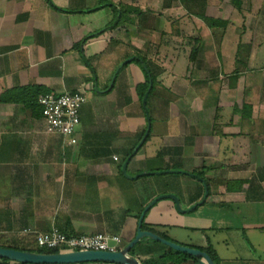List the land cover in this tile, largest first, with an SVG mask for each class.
Wrapping results in <instances>:
<instances>
[{
	"label": "crops",
	"instance_id": "0c3cea01",
	"mask_svg": "<svg viewBox=\"0 0 264 264\" xmlns=\"http://www.w3.org/2000/svg\"><path fill=\"white\" fill-rule=\"evenodd\" d=\"M195 2L189 11L185 0H0V173L11 179L0 183V233L58 225L68 234H117L128 243L142 209L157 195H177L183 209L203 197L202 181L191 173L206 183L205 201L183 213L173 200L161 199L145 213V230L202 251L208 247L217 264H264V0ZM200 14L218 25L207 26ZM157 15L193 37L191 52L178 51L169 67L159 64L164 71L135 51L147 53L151 38L136 36L133 28L152 32L144 18ZM124 46L130 54L121 53ZM137 55L159 89L151 92L149 136L127 168L132 174L184 171L159 184L151 175L121 172L146 130L139 100L145 72L131 60L112 82L111 74ZM32 87L85 96L91 91L92 101L86 96L80 110L76 144L48 133L42 116L19 99L22 88ZM98 104L109 114L92 122L100 117ZM129 106L133 127L122 123ZM169 248L141 240L129 255L140 263L203 264Z\"/></svg>",
	"mask_w": 264,
	"mask_h": 264
},
{
	"label": "water",
	"instance_id": "95a60500",
	"mask_svg": "<svg viewBox=\"0 0 264 264\" xmlns=\"http://www.w3.org/2000/svg\"><path fill=\"white\" fill-rule=\"evenodd\" d=\"M132 59L133 57H128L121 64H119V66L116 68L112 76V81L115 79L116 74L118 73L119 69L123 65L130 62ZM143 67L149 76L148 89H150L152 86L151 77L148 73L147 67L145 65H143ZM147 97H148V91L144 93V96L142 99L143 110H144V113L146 114L147 122H148L147 129L145 133L143 134L139 143L135 146L132 152L123 161L122 166H121V172L126 177H130V178H137L142 175L163 174V173H172V172H182L183 173L184 171H181V170H161V171H154V172L144 171V172L135 174L132 177L127 174V164L130 158L136 153L139 147L143 144L150 130V118L148 115V110H147V105H146ZM188 174L196 176L202 181V184L204 186L203 197L199 201L194 203L193 205L189 206L188 208L183 209L181 208L180 201L177 195L173 193H163V194L157 195L150 202H148V204H146L145 207L142 209L139 215L138 221H137V230H136V234L134 238L131 239L123 248H121L120 250L116 252L84 250V251H72V252L41 253L37 251L20 250V249L7 248V247L0 246V258H6L8 260L21 262V263H29V264H72V263H79V262H95V261L109 262V263H116V264H141L137 258L129 255L130 249L141 240L152 239L155 241H159L176 251L187 253L191 256L203 259L202 261L203 264H215L206 252L198 248L181 245L174 241L165 239L150 230L141 229V223H142L145 213L156 202H158L161 199L169 198L173 200L177 210L183 213L194 210L197 206H199L205 201L208 195V189H207L206 183L199 176L191 174V173H188Z\"/></svg>",
	"mask_w": 264,
	"mask_h": 264
},
{
	"label": "built area",
	"instance_id": "2783aa9c",
	"mask_svg": "<svg viewBox=\"0 0 264 264\" xmlns=\"http://www.w3.org/2000/svg\"><path fill=\"white\" fill-rule=\"evenodd\" d=\"M37 102L41 108L46 131L76 144L80 110L86 102L84 92H47L39 95ZM113 159L117 160V157L113 156ZM22 233L32 237L35 248L58 249L59 252L84 250L116 252L124 247L121 236L117 234L102 232L88 235L68 234L58 225H52L47 231L24 228Z\"/></svg>",
	"mask_w": 264,
	"mask_h": 264
},
{
	"label": "rangeland",
	"instance_id": "374dc122",
	"mask_svg": "<svg viewBox=\"0 0 264 264\" xmlns=\"http://www.w3.org/2000/svg\"><path fill=\"white\" fill-rule=\"evenodd\" d=\"M142 20H143V18H141V21ZM147 20H149L148 24H150V26H148L146 29H151L152 32H145V31H143V28H140V27L139 28L134 27L133 29L136 32L135 33L136 36H138L139 34H140L139 36H144L143 33H146L147 35L148 34L150 35L151 39H150L149 43H150L151 46L146 51L148 54L145 53L144 49L141 48V47L139 49H135V51L137 53L146 55L145 56L146 59L150 63H152V65H154L156 67L157 71L159 69L160 70L163 69V67H162L163 65L160 66L159 64L167 63V66L169 67L171 64H173V61H174L175 57L177 58L179 53L181 54L183 51H186L187 53L191 52V39L193 38L192 35H188V34H186V32L182 33L176 27L174 21L171 22V18L170 17L169 18L167 17V21H168L167 26L165 25L166 21H164V19L159 17L158 15L156 17H146V18H144V21H147ZM165 26H166V29H165ZM132 49H133V46H130V51H132ZM124 50L128 51L126 46H124L123 48L120 47L121 53H124L123 52ZM178 51H179V53H178ZM129 54H130V52H129ZM129 56H132V55H129ZM133 61L137 62L136 60H133ZM117 67H118V65L114 68V70H113V72L111 74V82H112V76H113V74H114V72H115ZM163 71H164V69H163ZM155 85H157V86H155ZM154 86H155L153 88L154 91H156V90L158 91L159 87H158V83L157 82H154ZM148 87H149V83H148ZM147 90H148V88H147ZM154 91L147 98V110H148V115H149V118H150V126H151L152 122H154V119H155L154 113H153L152 108H151L152 107L151 101H152V97L154 95ZM85 93L87 94L86 96L88 97V101L91 102L92 101L91 96H90L91 95V91H86ZM143 96L142 97L139 96L140 102H142ZM163 100H164V96H162L161 102H163ZM104 108H105V106H103V105H99V104L97 105L96 114L100 115V117L99 116L95 117V118L93 117L91 119L92 122H95L96 120L97 121L103 120V118L101 116H103L104 114H109V112L106 109H104ZM132 111H133V109L131 110V106H129L127 108V110H126V114L124 115V118H125L124 122L122 121V118H121L122 123L129 125V127H133V125L136 124V122L133 121L134 120L133 118H135L136 116L134 115V113ZM162 115H163V117H165L164 115H166V114H164V112H163ZM144 118H145L144 120H145V124H146V129H147L148 122H147L146 114H145ZM111 119L112 120H116L118 118L115 117V114H113ZM105 120H107V119H105ZM129 127L127 129L121 128L122 130L120 131V134H119L120 138H122V139L125 138V136L127 135L126 132L129 129ZM108 138H109V136H105V140H108ZM173 170H179V169L174 168ZM127 174L129 176H134L135 175V174H132L130 168H127ZM173 174H175V173H165V175L164 174H156V175H151V176L154 178L153 180H157V184H159V183H161L160 182V178L161 177H164L167 180H171L173 178ZM122 180H124V179L122 178ZM133 180L131 179V182H135V180H139V178L138 179H133ZM9 181H11L10 177H8L7 175H4V174L1 175V173H0V183H8ZM136 184H139V183H136ZM123 186H127V185H123ZM158 186L159 185H157V187ZM124 188L125 189L129 188L128 192H130V193L134 190L133 188L131 189V187H128V186L124 187ZM2 195H4V194H2ZM2 195L0 196V198L2 197ZM24 228H27V227H24ZM24 228L23 227L22 228L19 227V228L13 230L12 232H2V233H0V243H5V244L6 243H10L12 245L14 244V245H17V246H20V247H27V248L35 249V245H33V243H32L33 242L32 241V237L22 233V230ZM1 229H3V227ZM124 243L125 242H123L122 245H124Z\"/></svg>",
	"mask_w": 264,
	"mask_h": 264
},
{
	"label": "trees",
	"instance_id": "16d2710c",
	"mask_svg": "<svg viewBox=\"0 0 264 264\" xmlns=\"http://www.w3.org/2000/svg\"><path fill=\"white\" fill-rule=\"evenodd\" d=\"M197 1H200V0H197ZM192 2L196 3L195 0H185V6L187 7V9H189V11L192 9L191 8ZM200 15H201L200 18L209 27L217 26L218 23H219L217 20H215L213 18H209V17L205 16L204 14H200ZM124 20H125V18H124ZM82 42H84V41H82ZM133 60H136L141 65V67H143V65H145L147 67V69H148V73H149V75L151 77L152 86H151L150 89L147 90L148 83H149V76H148L146 70L143 68V70L145 72V82L139 87V96L142 97L144 95V92L148 91V97H149V95L151 94V92H152V90L154 88V82H155L154 75L151 72V70L149 68V65L146 63V60H145V58L143 56L137 55L136 57H133L132 61ZM20 92L21 93L19 95L20 96L19 99L21 101H23L30 108V110L32 111V113L35 116L41 115V108L39 107V105L37 103V98H38V95L39 94H42V93H45V92L41 88H39V87L22 88L20 90ZM144 132H143V134H144ZM143 134H142V136H143ZM148 136H149V134L147 135V137ZM147 137H146V139H147ZM145 140H144V142H145ZM141 229H143V230L149 229L146 226V224L144 223L143 220H142V223H141ZM154 233H156V232H154ZM156 234H158L159 236H161V237H163L165 239H168L163 234H159V233H156ZM126 244L127 243H125L123 246H125ZM135 245L130 249V252H129L130 254L133 253V249H134ZM0 246L1 247H7V248L20 249V250L37 251V252H41V253H56V252H59L58 249H46V248H35V249H33V248L20 247V246L14 245V244L12 245V244H7V243L6 244L5 243H0ZM203 250L210 256V258L213 260V262L215 264H217L216 256L214 255L213 251L210 248H208V247L207 248H204ZM169 251L172 252V253H174V254H178L180 256H183V257H189V258L197 259V260L200 261V258H198V257H194V256H191V255H189L187 253H183V252L176 251V250H174L172 248H169ZM0 260H2V261H8V259H6V258H0ZM163 263H165V260L164 259H161V260L160 259L159 260L158 259L157 260L156 259L155 260H143V261H141V264H163Z\"/></svg>",
	"mask_w": 264,
	"mask_h": 264
}]
</instances>
